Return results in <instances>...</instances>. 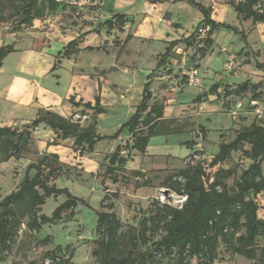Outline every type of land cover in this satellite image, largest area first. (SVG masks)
Here are the masks:
<instances>
[{
    "label": "rangeland",
    "instance_id": "obj_1",
    "mask_svg": "<svg viewBox=\"0 0 264 264\" xmlns=\"http://www.w3.org/2000/svg\"><path fill=\"white\" fill-rule=\"evenodd\" d=\"M44 2V0H42ZM66 2L70 6L69 14L79 18L91 11L90 2L95 0H84L82 11L68 3L69 0H59ZM202 1V0H201ZM204 1V0H203ZM202 1V2H203ZM119 3L127 0H118ZM97 4V3H96ZM98 6V5H96ZM134 7H139L137 4ZM210 16L221 25L212 33V46L207 55L202 59L199 48L203 45L206 35H197L196 30L192 40L181 42L172 47L170 52L162 59L163 72L170 78L169 99L172 104L175 102H185L188 109L178 116H170L159 126V132L150 139L148 153L140 155L128 151L124 144L130 143L131 136L122 133L118 138L117 145L121 146L120 154L127 157L124 169L114 171L118 181L112 182L106 175V165L108 156L115 147L105 146L107 139L100 140L92 152L86 150L79 151L72 146V140H56L52 132L45 136L46 128L40 126L32 132V139L25 146L19 157H12L2 161L0 159V199L11 191L15 190L22 180L25 169L30 162L36 161L47 152V147L58 146V158L65 165L62 175L53 182L59 188H67L69 192L79 198L84 199L87 204L77 206L71 214L64 213L62 218L56 223L42 224L40 229L33 230L27 227V216L19 217L20 223L13 227L14 234L10 241V247L3 253L0 264H41L46 252L55 249H65L72 254L71 264H99L92 250L97 248L95 240L98 234L95 231L96 210L99 207L102 196L108 194L107 202H112L116 217L122 223L120 232V247L123 251L131 249L127 237L136 232L139 220L148 214V206L152 201H169L174 203L176 193L172 190L171 182L165 180L169 174L183 167L184 158L191 153L203 158L204 163H208L212 156L218 151L220 141H230L237 130L242 126L250 124L252 121L264 126V71L256 66V63L264 65V23L256 24L250 20L241 21L237 19L236 13L228 3V0L210 1L208 5ZM224 8V10H221ZM18 4L7 0H0V42L10 43L8 34H14L18 42H26L29 38H36V31L31 26L19 25L20 17L17 13ZM57 10L48 11L44 7V15L41 23L37 25V31L45 30L49 27L46 20L57 16ZM183 27L193 19V13L180 9ZM222 11V14H221ZM221 14V15H220ZM139 42V43H138ZM140 40L136 39L129 44V54L124 55L130 61L135 57L136 47ZM18 53H10L4 60L0 69V126L5 121H12V117L19 110L15 108L14 97L16 94L34 92L40 85L37 80L33 87L28 83H23L15 79L16 61ZM161 54L157 56L159 58ZM202 59V60H201ZM231 59L233 67L231 70L225 68V63ZM109 62V60H108ZM104 63H107L105 61ZM142 67H150L153 60L145 55L140 62ZM199 68V83L188 85L186 82V72L190 67ZM212 76V77H211ZM210 87L212 83L218 86L216 97L207 101L200 94L202 82ZM256 84V88L248 86L247 90L235 96L233 93H226L244 82ZM56 79L53 75L45 77L43 86L53 87ZM58 90L64 86V79L61 80ZM29 91V92H28ZM256 96V97H255ZM234 97L242 102V106L236 115L230 111L234 108ZM257 102L256 107L261 110L260 114L254 113V108L249 106L250 100ZM157 102H161L158 100ZM201 102H207L200 104ZM218 104V107L213 106ZM221 104V107H220ZM174 106V105H173ZM73 119L79 120L83 126L90 125L94 121L93 113H74ZM97 117V116H96ZM27 121V120H25ZM115 121V118L106 117L102 125L108 129V124ZM11 123L12 128L21 129L22 124ZM206 128V129H205ZM172 131L171 133H168ZM171 134V135H170ZM194 140L196 143L189 146L186 142ZM44 141L46 146L42 148L40 142ZM123 148V149H122ZM244 148H247L244 145ZM242 150L231 153L229 159L222 163L223 168L234 171L233 175L225 180L228 186H233L234 180L241 174L242 170L248 167L250 160L244 157ZM146 159L143 160V157ZM150 165L152 160L154 170L141 172L136 169L139 162ZM168 167L167 170H158V167ZM262 173L264 175V160L262 161ZM139 171V173H135ZM33 170L30 174H33ZM64 199L63 196L47 197L40 207L39 214L51 215L58 203ZM260 208L264 205L263 193L254 196ZM257 211L258 216H262L261 209ZM104 210H106L104 208ZM162 233V232H161ZM158 233L153 240L160 237ZM258 245H263L264 240L259 237ZM147 245H137L132 248L137 253L144 250ZM159 264H176L175 255L161 259ZM188 264H197V259L192 258ZM211 264H257L254 260H247L245 257L234 254L231 250L220 243L216 249V258Z\"/></svg>",
    "mask_w": 264,
    "mask_h": 264
},
{
    "label": "trees",
    "instance_id": "obj_2",
    "mask_svg": "<svg viewBox=\"0 0 264 264\" xmlns=\"http://www.w3.org/2000/svg\"><path fill=\"white\" fill-rule=\"evenodd\" d=\"M7 1L18 4L16 11L20 17L19 25L25 26H31L34 19L43 17L44 7L48 11H55L61 4L59 0ZM176 1H186L197 8L203 16L198 26L209 27L206 33L209 37L203 40V45L198 50L200 57H204L212 46V33L223 24L211 18L208 7L194 0ZM228 3L237 19L264 23V0H228ZM124 22V15L116 14L111 19L104 20L101 25L121 29ZM195 35L191 33L184 39L170 42L157 59L156 67L165 64L162 59L172 47L191 41ZM76 45V40L70 41L58 52L57 57H68L76 51ZM12 51V44L0 46V67L3 59ZM55 66L56 64L53 68ZM256 66L264 71V65L256 63ZM152 76V73L147 76L135 112L114 134L101 136L96 131V115L104 112L98 96L93 105L90 102L82 104L84 109L93 110L94 121L87 126L81 125L72 116L64 117L52 110L39 108L35 118L21 129L0 126V159L5 161L19 157L32 139V132L40 125L50 128L56 140L71 139L73 148L79 151L92 152L100 140H115L124 132L131 136L130 143L125 142L124 147L131 152L145 153L149 138L158 134L159 126L165 120L164 104L151 102ZM248 86L253 89L257 87L256 84L244 81L226 93L240 96ZM217 88L216 84H212L209 93L217 95ZM69 101L75 106L80 105L71 98ZM171 132L169 130L168 133ZM195 143L194 140L186 142L189 146ZM241 149L250 164L234 180L233 186H228L225 180L234 171L223 168L222 163L230 158L232 152ZM120 151L121 146L117 145L108 156L106 165V175L113 183L118 181L114 171L124 169L128 160V156H122ZM263 160L264 126L252 121L237 130L230 141H220L218 151L208 163L199 160L167 176L165 182H171L176 196L185 195V201L180 208L168 200L152 201L147 208L148 214L140 218L136 232L127 237L131 249L126 251L120 247V240L123 238L120 232L122 223L112 211L113 204L107 202L108 194L105 193L100 200L101 209L95 211V231L98 238L95 240L97 248L92 250V255L99 264H159L162 258L171 255H175L176 264H188L192 258L197 259V264H211L216 258L218 245L222 243L234 254L254 260L257 264H264V244L257 243L259 237L264 240V216H258L260 206L254 199L259 193H263L264 198ZM64 167L56 153L44 152L36 161L27 165L17 188L0 199V261L3 253L10 247L13 227L20 223L19 217L27 216V227L38 230L42 224L56 223L62 218V214H71L77 206L87 204L84 199L72 195L67 188H59L51 182L62 175ZM31 170L34 171L32 175ZM135 173L138 174L139 171ZM57 196H63L64 199L56 205L51 215L38 213L47 197ZM262 208L264 210V206ZM158 233H161L160 237L153 240ZM139 244L149 245L144 250L133 252L132 248ZM46 258L51 259L49 264H71L72 254L65 249H55L45 253L41 264H44Z\"/></svg>",
    "mask_w": 264,
    "mask_h": 264
},
{
    "label": "crops",
    "instance_id": "obj_3",
    "mask_svg": "<svg viewBox=\"0 0 264 264\" xmlns=\"http://www.w3.org/2000/svg\"><path fill=\"white\" fill-rule=\"evenodd\" d=\"M194 1L208 7L211 0ZM90 3L94 5L90 6L91 11L75 18L69 14L70 6L62 2L57 8V16L46 20L49 27L42 31H37L41 18L34 19L31 29L36 31L35 39L29 38L26 42L25 40L18 42L14 34L7 35L10 43L2 45L12 44L14 51L10 53H18L15 79L28 83L30 87L39 80L40 85L34 95L29 91L15 95L13 100L19 112L11 116L12 121H5L2 126H9L11 123L19 125L20 122L29 123L35 118L39 108L52 110L64 117L79 112L93 113L92 109H84L82 104L90 102L93 105L98 96L104 112L96 115V131L101 136L112 135L135 112L142 97L143 85L150 73L153 74L150 82L151 102L162 101L163 118L181 115L188 109L185 102L177 101L172 104V99H169L171 82L169 75L163 72V67H156V58L165 51L170 42L184 39L193 33L203 19L201 12L186 1L176 0H127L121 3L118 0H95ZM135 4L139 7H134ZM180 9L194 15L186 27H183ZM116 14L124 15L125 22L121 29L101 25L104 20L111 19ZM136 39L140 40V44L134 51L133 61H130L124 55L129 54V44ZM72 40L77 42L76 51L68 57L58 58V52ZM145 55L153 60L147 68L142 67L140 63ZM7 56L3 59L0 69ZM105 61L107 63H104ZM54 64H56L55 68H53ZM50 75L55 77L56 86L53 84L52 87L49 83L43 86L45 77L48 78ZM62 79L65 84L61 90H58ZM205 85L203 80L200 94L205 95L203 98L207 101H211L216 95L209 93V87ZM70 98L80 105H73L69 101ZM205 103L207 102L200 104ZM213 106L218 107V104L213 103ZM108 116L115 118V121L108 124V129H105L102 122ZM40 126L46 128L45 136L49 131L53 133L50 128ZM152 137L149 138L144 153L146 156H151L148 153V146ZM118 138L108 140L105 146L111 148L117 146ZM40 145L42 148L46 146L44 141H41ZM57 147L49 146L46 150L58 154ZM134 153L140 155L142 159L141 153ZM141 161L136 168L141 172L147 174L148 171L155 169L152 160L150 165ZM167 168L159 166L156 169L167 170ZM260 209L263 213L260 217H263L264 210Z\"/></svg>",
    "mask_w": 264,
    "mask_h": 264
},
{
    "label": "built area",
    "instance_id": "obj_4",
    "mask_svg": "<svg viewBox=\"0 0 264 264\" xmlns=\"http://www.w3.org/2000/svg\"><path fill=\"white\" fill-rule=\"evenodd\" d=\"M68 3L70 5H73V7H77V11L83 9L84 0H69ZM209 27L208 26H198L196 31L200 35H206L208 32ZM233 67V62L231 59L228 60V62L225 63V68L228 70H231ZM186 82L188 85H197L199 83V68L198 67H190V69L186 72ZM249 105L252 106V108L256 107L257 102L255 100H250ZM242 106V102L237 97H234V108L236 110L230 111V113L234 116L239 111V109ZM254 113L257 115L260 114L261 110L258 108H254ZM77 120V119H74ZM203 158H200L197 154H188L183 161V166L193 165L197 161L202 160ZM186 196L185 195H179L176 196V199L174 200V205H176L178 208H180L185 201ZM58 259V258H56ZM51 259L46 258L44 260V264H49Z\"/></svg>",
    "mask_w": 264,
    "mask_h": 264
}]
</instances>
